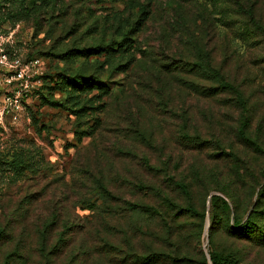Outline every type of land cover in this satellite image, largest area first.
Returning a JSON list of instances; mask_svg holds the SVG:
<instances>
[{
	"label": "rangeland",
	"instance_id": "obj_1",
	"mask_svg": "<svg viewBox=\"0 0 264 264\" xmlns=\"http://www.w3.org/2000/svg\"><path fill=\"white\" fill-rule=\"evenodd\" d=\"M30 9L24 20L0 23V56L19 67L40 61L36 75L10 89L20 92L23 112L0 130V207L3 200L12 213L19 199L32 196L44 216L49 205L59 208L63 198L86 193L90 201L74 206L72 241L75 253L89 246L91 255L76 256L75 264H142L150 255L157 264H211L213 252L229 264H264L263 215H254L260 239L231 233L234 217L244 222L264 211V0H57ZM127 36L135 42L129 53L89 55L97 46L116 48ZM188 36L202 41L230 89L206 74L202 96L170 92L166 72L186 66ZM11 73L0 64V92ZM90 77L110 98L91 99L96 91L83 84ZM73 78L82 89L71 85ZM101 103L104 113L94 110ZM95 117L103 128L88 135ZM182 122L186 147L177 136ZM136 124L144 139L135 136ZM144 158L164 172L159 184L186 212L137 190ZM89 162L100 167L115 200H103L77 171ZM172 179L186 183V196ZM213 195L229 211L220 203L212 208ZM124 199L152 201L160 216L124 210ZM25 235L18 239L23 244Z\"/></svg>",
	"mask_w": 264,
	"mask_h": 264
},
{
	"label": "trees",
	"instance_id": "obj_2",
	"mask_svg": "<svg viewBox=\"0 0 264 264\" xmlns=\"http://www.w3.org/2000/svg\"><path fill=\"white\" fill-rule=\"evenodd\" d=\"M55 1L57 0H0V23L4 21H8L9 23L19 22L28 17L31 11V9L29 10V6L34 9L36 7L46 6L47 4ZM146 19L147 17L144 19H139V21H142L140 25ZM186 42L188 43L190 50L189 53L186 54V57L181 58L186 62V66L182 68L174 67L173 70L166 72L174 83L171 85V87H169L170 92H177L175 95L179 94L185 96L190 93L200 97L203 95V89L200 80L202 79L203 75L206 74H208L210 78L220 82L219 85L222 87L230 89V86L224 82L222 76L212 67L210 55L205 50L204 46H202V41L197 37L188 36L186 38ZM134 43L135 42L133 39L127 36L124 37L120 43L115 45L116 48H114V45L112 44L106 46H97L89 55H98L101 53L110 56L116 53L127 54L134 50ZM133 59L134 56L126 62L127 64L124 66L123 72L128 70V66ZM83 82L84 85H88V83L91 84L92 90L96 91V94H94L91 98L92 100H101L104 96H109L110 98L112 95L106 86L96 84L97 81L93 77L84 79ZM70 83L71 85L74 84V87H77L78 85L77 88L82 89V86L79 85L80 82L77 78L71 79ZM164 96L167 97L171 95L170 93H164L161 97ZM184 99H186V97ZM94 110L103 113L106 112V103H101L95 107ZM182 120H184V118ZM83 124L85 125L86 121H80L79 126ZM102 126V120H100L98 117H95L92 128L88 127L87 134L91 135L96 134L97 132L100 133L103 128ZM135 126L137 128L134 131L135 136L138 138L143 137L144 139L145 130L138 129L137 124ZM89 130H91V132ZM177 136L179 144L186 147L187 140L189 141V137L186 134V122H182V124L179 126ZM143 167L144 169L141 171V178L138 181L139 184L135 185L137 186V190H145L150 195L158 194V198L163 207L176 208L178 211L186 212V208L178 207L175 202H173L171 198L165 194L166 191L163 186L159 184V180L165 176L164 172L161 173L158 168L156 169L155 166L149 164L145 158L143 160ZM100 170L101 169L99 166L94 167L93 163L89 162L87 164H83V166H81L77 171L82 173V176L87 179L88 183H90V181L95 183L94 190L100 192V196L103 200H115L116 198L109 191L110 185L103 181L104 176ZM95 171L98 175L95 174ZM170 184L180 193L186 196L185 182H178L172 179ZM63 186H67L66 183H63L61 188H63ZM262 196L263 192L261 191L259 197L261 198ZM33 200L35 199H32V196H25L22 199H19L17 201L18 207L12 213L10 212L12 208H8V205H6L2 200L0 207L2 213L0 218V264H75L76 256L80 257V260H86L87 257L91 255L89 253V246L81 247L79 252L75 253L72 241L75 230L74 228L77 226L75 220L79 218L74 211V206L90 201V198L87 197L86 193L81 196L72 195L63 198V201L58 202L59 208H57L55 203L49 205L48 214L44 216H41V214L37 212V203L34 204L35 201ZM151 202L152 201L146 205H139L138 203H133L128 199H124V210L133 212L141 208L146 212L160 216L158 207H155V205H153ZM210 203L212 208L216 207L217 204L220 203L223 208L229 211L230 207L228 203L218 196H211ZM71 210H73L74 213H72ZM34 213L37 215L36 217L33 216ZM255 214L264 216V211L261 213H255V211L251 212L244 222L234 217V229L231 230V233L233 234L232 236L249 240L251 242L256 241V239H260L263 231L262 226L258 225V221L254 216ZM28 225L31 226L30 229H28ZM23 233L26 234L24 238V244L18 240L21 239ZM30 238L34 241L29 243L28 239ZM104 245H108V243L104 244L103 241V246ZM128 249L131 254H136L137 247L135 242L130 244ZM238 262L240 263V261ZM157 263V257L153 255L142 259V264ZM210 263L229 264L226 262V259L223 256L214 252L210 254ZM230 264L238 263L236 261H231Z\"/></svg>",
	"mask_w": 264,
	"mask_h": 264
},
{
	"label": "built area",
	"instance_id": "obj_3",
	"mask_svg": "<svg viewBox=\"0 0 264 264\" xmlns=\"http://www.w3.org/2000/svg\"><path fill=\"white\" fill-rule=\"evenodd\" d=\"M0 64L8 65L13 72L4 76L3 83L6 90L0 92V130H4L7 123L17 124L21 120L20 114L23 112L20 92L10 90L13 83L24 79L29 80L32 75H36L37 72L34 70L39 67L40 61L33 59L19 67L17 64H9L6 56L2 55L0 56ZM24 87L27 88V84Z\"/></svg>",
	"mask_w": 264,
	"mask_h": 264
}]
</instances>
